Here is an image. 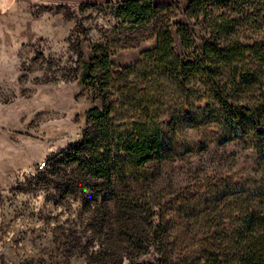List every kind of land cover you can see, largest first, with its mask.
Masks as SVG:
<instances>
[{
    "label": "rangeland",
    "instance_id": "374dc122",
    "mask_svg": "<svg viewBox=\"0 0 264 264\" xmlns=\"http://www.w3.org/2000/svg\"><path fill=\"white\" fill-rule=\"evenodd\" d=\"M108 1L121 0H0V264H158L155 253L130 244L150 213L124 206L127 196L169 221L172 254L199 251L206 215L236 221V197L263 201L264 0L209 1L208 17L237 19L256 51L219 77L234 89L224 93L226 108L208 92L190 104L185 88L161 83L162 120L178 115L164 126L166 156L120 170L118 198L105 200L108 189L56 156L83 137L90 110L101 106L86 75L94 46L108 45L117 69L157 46L153 23L122 24ZM153 2L172 6L176 23L207 38V24L188 16L191 0ZM173 32L178 53L188 56L178 26ZM191 106L202 108L203 130L181 119Z\"/></svg>",
    "mask_w": 264,
    "mask_h": 264
},
{
    "label": "trees",
    "instance_id": "16d2710c",
    "mask_svg": "<svg viewBox=\"0 0 264 264\" xmlns=\"http://www.w3.org/2000/svg\"><path fill=\"white\" fill-rule=\"evenodd\" d=\"M209 1L191 0L187 8L190 18L207 24L205 39L198 38L185 23H176L172 6H157L153 0L107 2L114 4L113 14L122 24L136 28L153 23L157 46L144 51L142 60L136 64L118 69L108 45L94 46L86 75L90 81L88 86L101 99V106L90 110L92 126L85 130L83 137L56 155L66 162L77 163L89 173L96 187L108 189L105 200L118 198L116 182L126 165L141 168L166 156L164 126L177 122L178 115L165 113L171 120L164 123L163 114L156 108L162 99V82L170 81L177 89L185 88L190 104L195 95L205 98L209 93L224 108L229 105L224 93L230 96L234 89L219 77L228 65L249 52L254 53L257 44L239 31L237 19L213 15L209 18L206 14ZM175 26L188 56L180 55L176 49ZM141 78H144L142 83ZM201 111V107L191 106L181 114V119L191 128L203 130ZM262 197L263 201H257L252 195L236 197L232 211L237 220L232 223H215L211 215H206L200 224L205 238L197 242L199 251L172 254L169 221L162 214L152 212L149 202L141 203L127 196L124 206L140 209L146 216L150 213L146 218L147 228L142 229L140 236H132L130 244L141 255L155 253L158 264H264V195Z\"/></svg>",
    "mask_w": 264,
    "mask_h": 264
},
{
    "label": "built area",
    "instance_id": "2783aa9c",
    "mask_svg": "<svg viewBox=\"0 0 264 264\" xmlns=\"http://www.w3.org/2000/svg\"><path fill=\"white\" fill-rule=\"evenodd\" d=\"M44 163H45V162L41 163V164L39 165V168H43V167H44Z\"/></svg>",
    "mask_w": 264,
    "mask_h": 264
},
{
    "label": "bare ground",
    "instance_id": "6f19581e",
    "mask_svg": "<svg viewBox=\"0 0 264 264\" xmlns=\"http://www.w3.org/2000/svg\"><path fill=\"white\" fill-rule=\"evenodd\" d=\"M45 164V163H44Z\"/></svg>",
    "mask_w": 264,
    "mask_h": 264
}]
</instances>
